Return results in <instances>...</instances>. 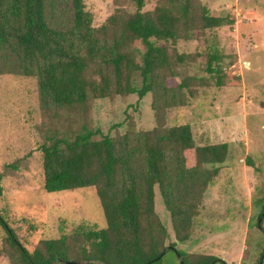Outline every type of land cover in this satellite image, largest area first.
Here are the masks:
<instances>
[{"label": "trees", "instance_id": "16d2710c", "mask_svg": "<svg viewBox=\"0 0 264 264\" xmlns=\"http://www.w3.org/2000/svg\"><path fill=\"white\" fill-rule=\"evenodd\" d=\"M114 3L113 13L95 26L85 0H0V76L34 79L40 106L54 116L87 114L94 100L131 94L142 99L150 92L158 116L185 105L191 78L168 83L191 57L176 45L233 20L213 14L199 0ZM213 51L207 53V70L220 86L224 56ZM69 131L48 135L40 146L44 189L93 187L105 225L44 239L30 252L0 214V242L10 246L19 264H157L168 250L181 255L180 264L221 260L212 255L191 260L176 241L166 244L169 233L155 211V187L170 213L175 239L189 240L204 194L229 157L227 142L198 145L189 124L112 136L84 121ZM263 215L264 201L257 222L264 231ZM2 255L0 246V262ZM263 256L264 248L260 260Z\"/></svg>", "mask_w": 264, "mask_h": 264}, {"label": "rangeland", "instance_id": "374dc122", "mask_svg": "<svg viewBox=\"0 0 264 264\" xmlns=\"http://www.w3.org/2000/svg\"><path fill=\"white\" fill-rule=\"evenodd\" d=\"M199 1L233 23L178 42V49L191 57L168 83L191 78L189 88L184 89L189 91L188 102L165 109L159 116L152 108L151 92L142 99L131 94L94 100L87 114L68 111L50 115L39 104L34 79L0 76V214L30 252L42 246L44 239L105 225L93 187L56 192L44 189L40 146L48 135L77 131L84 121L112 136L129 129L189 124L196 144L227 142L229 157L208 186L191 237L185 242L175 239L170 213L155 187V211L169 233L166 244L176 241L177 248L191 254V260L212 255L221 259L213 264H264V256L260 260L264 231L257 226L264 201V0ZM85 4L95 26L116 8L114 0H85ZM123 5L133 9L130 4ZM213 48L224 56L219 62L220 75H224L220 86L217 75L207 70V53ZM261 225L264 229V215ZM0 246V264H19L8 244L1 241ZM157 264H180V259L168 250Z\"/></svg>", "mask_w": 264, "mask_h": 264}, {"label": "water", "instance_id": "95a60500", "mask_svg": "<svg viewBox=\"0 0 264 264\" xmlns=\"http://www.w3.org/2000/svg\"><path fill=\"white\" fill-rule=\"evenodd\" d=\"M164 253H165V251L162 253V255H163ZM162 255H161V256H162ZM177 255H178V257H179V259H180V261H181V263H182L183 261H182L181 255H180L178 252H177ZM161 256H160V257H161ZM160 257H159V258H160ZM157 259H158V258H157ZM157 259H156V260H157Z\"/></svg>", "mask_w": 264, "mask_h": 264}, {"label": "crops", "instance_id": "0c3cea01", "mask_svg": "<svg viewBox=\"0 0 264 264\" xmlns=\"http://www.w3.org/2000/svg\"><path fill=\"white\" fill-rule=\"evenodd\" d=\"M204 139V138H203Z\"/></svg>", "mask_w": 264, "mask_h": 264}]
</instances>
